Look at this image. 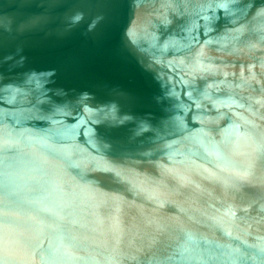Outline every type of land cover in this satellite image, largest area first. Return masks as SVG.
<instances>
[{
    "label": "water",
    "instance_id": "obj_1",
    "mask_svg": "<svg viewBox=\"0 0 264 264\" xmlns=\"http://www.w3.org/2000/svg\"><path fill=\"white\" fill-rule=\"evenodd\" d=\"M0 264H264V0H0Z\"/></svg>",
    "mask_w": 264,
    "mask_h": 264
}]
</instances>
